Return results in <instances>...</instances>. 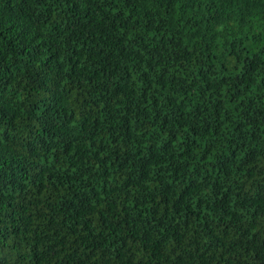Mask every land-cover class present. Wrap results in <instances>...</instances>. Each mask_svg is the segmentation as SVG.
<instances>
[{"label":"trees","instance_id":"trees-1","mask_svg":"<svg viewBox=\"0 0 264 264\" xmlns=\"http://www.w3.org/2000/svg\"><path fill=\"white\" fill-rule=\"evenodd\" d=\"M0 264H264V0H0Z\"/></svg>","mask_w":264,"mask_h":264}]
</instances>
